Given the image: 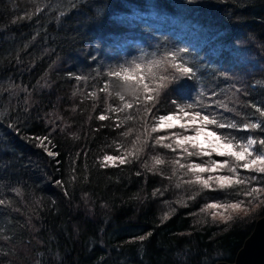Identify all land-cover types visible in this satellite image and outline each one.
<instances>
[{"label": "trees", "instance_id": "1", "mask_svg": "<svg viewBox=\"0 0 264 264\" xmlns=\"http://www.w3.org/2000/svg\"><path fill=\"white\" fill-rule=\"evenodd\" d=\"M188 103L264 154V0H0V264L233 261L264 172L152 131Z\"/></svg>", "mask_w": 264, "mask_h": 264}, {"label": "snow or ice", "instance_id": "2", "mask_svg": "<svg viewBox=\"0 0 264 264\" xmlns=\"http://www.w3.org/2000/svg\"><path fill=\"white\" fill-rule=\"evenodd\" d=\"M137 68L140 67V65H136ZM173 67H176L173 65ZM179 75H174L172 78L177 83L180 84L181 79H189V74L191 73L192 69L189 67H179L178 69ZM115 75L119 76L120 73H115ZM143 79V78H141ZM144 87L147 88L148 85L144 84ZM149 100L153 99V97L149 96ZM175 103V101H173ZM185 108L192 110L196 108V105L193 103H188L185 106L181 107L178 105V111L181 113H184V117H188L189 123L187 125L180 124L179 127L182 129H185L187 131L189 128L194 132V135H186L183 139H177L176 144L178 147L183 148L185 152L189 156L191 155H197V156H210L212 153H215L217 156L220 157H230L234 158L235 161H246L243 163L242 167L244 169L252 168L256 165H262L260 167H255V170L257 172H264V154H260L255 156L254 159L246 160L247 156H252V146L256 143V141L252 137H248L246 142L238 141L235 136L232 135L231 132H225L220 135L217 134L216 131H206L208 125H214L217 129H237V130H247L250 127L256 128L259 127V124H251V125H243L242 127H239L234 122H219V118L215 114H205L201 115L200 111H192L191 114L189 112L185 111ZM211 115V118H210ZM184 117H175L176 119H183ZM100 119H105L104 116H100ZM174 117L172 115H161L159 117V124L157 127H153L152 131L156 132L160 127L165 126V121H171ZM200 120V125L197 126V120ZM168 127H173L174 125H167ZM205 135L206 137H215L214 140L208 141V147L205 148L203 145L197 143L198 138L201 135ZM163 137H160L157 139V143H159L161 140H163ZM188 143L191 145V148L195 151H188V148L184 147V144ZM260 143L264 144V140L260 141ZM166 147L171 148V145H166ZM239 149V150H237ZM49 155H55L52 152L48 153ZM107 160H111L112 157H105ZM122 164L124 163V160L120 161ZM157 163H162V161L157 160ZM225 164L227 161L224 162ZM212 165L214 166H222L217 163V161H212ZM191 168L193 169H199L201 172L205 171H211L212 169L203 167L201 164H192ZM232 171H235V169H231ZM211 179V177H210ZM222 180H227L228 184L230 185L232 183L230 178H221ZM239 182V181H237ZM203 184L205 187H208V181H203ZM225 186L223 183L221 184V187ZM255 191V190H254ZM143 239V237H141Z\"/></svg>", "mask_w": 264, "mask_h": 264}, {"label": "water", "instance_id": "3", "mask_svg": "<svg viewBox=\"0 0 264 264\" xmlns=\"http://www.w3.org/2000/svg\"><path fill=\"white\" fill-rule=\"evenodd\" d=\"M215 264H264V215L256 219L233 261L220 260Z\"/></svg>", "mask_w": 264, "mask_h": 264}, {"label": "rangeland", "instance_id": "4", "mask_svg": "<svg viewBox=\"0 0 264 264\" xmlns=\"http://www.w3.org/2000/svg\"><path fill=\"white\" fill-rule=\"evenodd\" d=\"M172 123H181V124H187V121H181L179 119L174 118L173 120L169 121L168 123L165 124H172ZM197 123L199 124V121L197 120ZM207 131V130H206ZM199 141L202 145L208 146V141L214 140L215 137H206L205 135H201L199 138ZM262 165H256L254 167H260ZM212 170L218 169V166H212ZM213 209H214V215L218 218L224 219L230 217L233 213L236 212H243L244 209L243 207L238 204V203H227V204H219V203H213L212 204Z\"/></svg>", "mask_w": 264, "mask_h": 264}]
</instances>
